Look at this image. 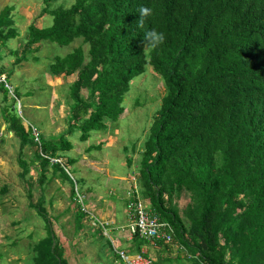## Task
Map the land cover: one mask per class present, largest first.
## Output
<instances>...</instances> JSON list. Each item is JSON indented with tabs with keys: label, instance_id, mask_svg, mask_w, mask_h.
<instances>
[{
	"label": "trees",
	"instance_id": "obj_1",
	"mask_svg": "<svg viewBox=\"0 0 264 264\" xmlns=\"http://www.w3.org/2000/svg\"><path fill=\"white\" fill-rule=\"evenodd\" d=\"M55 1L60 0H43L39 17L50 15L52 24L28 25L25 47L36 53L42 41H81L48 67L52 76H75L68 88L67 134L77 131L85 142L90 133L106 131L107 121L123 114L130 82L146 66L163 81L135 177L152 214L172 227L171 245L177 248L133 235L126 252L141 253L151 264H264V0H75L68 8H50ZM140 6L152 10L144 28L165 33L157 50L143 51L142 29L136 28ZM12 12L13 6L0 11L3 47L18 35ZM0 93L8 96L2 86ZM10 100L1 110L6 129L21 149L35 148L38 184L48 167L70 183L79 230L87 212L78 203L80 181L71 177L74 160L59 162L72 143L64 133L47 140L38 133L35 140L37 129L25 128L17 102ZM18 164L23 176L27 163L19 156ZM126 166H132L130 156ZM27 184L29 205L44 223V236L32 246L33 264H68L43 197L33 204ZM183 192L189 201L180 211L175 198ZM97 226L102 236L104 227ZM147 244L158 246L156 258L141 252ZM114 257L122 264L116 252Z\"/></svg>",
	"mask_w": 264,
	"mask_h": 264
},
{
	"label": "rangeland",
	"instance_id": "obj_2",
	"mask_svg": "<svg viewBox=\"0 0 264 264\" xmlns=\"http://www.w3.org/2000/svg\"><path fill=\"white\" fill-rule=\"evenodd\" d=\"M74 1H55L49 7L68 8ZM5 6H13L12 18L18 35L6 46H0V69L19 94L20 107L16 103L15 110L23 117L25 128L29 125L36 128L44 139L57 138L63 133L69 138L73 147L59 162L74 160L70 166L74 171L71 177L80 181L81 199L78 203L83 202L87 217L82 220V227L76 230V205L70 197L71 185L63 181L58 172L48 167L43 184H38L40 171L35 148L26 145L21 149L19 140L6 129L1 110L9 106L11 100L9 96L4 99L0 93V264H33L32 246L44 236V223L29 205L28 182L32 184V203L43 197V207L68 264H119L114 257L115 250L126 251L128 248L125 243L129 232L127 225L124 227L128 188L132 176L137 174L140 148L153 116L160 109L163 81L150 66H146L144 73L130 82L122 102L124 112L118 120L114 123L107 121L106 131L92 132L87 141L80 142L79 132L66 133L71 107L68 88L75 76L55 77L49 73L48 67L53 57L68 54L81 41L76 40L68 46L42 41L39 50L32 53L25 47L28 25L34 22L36 26L46 28L52 24L50 15L39 17L44 8L43 0H0V11ZM17 57L23 61L16 63ZM99 144V150H89ZM19 156L28 167L23 176ZM126 156L132 159L130 168L126 166ZM175 201L182 211L189 198L183 192ZM97 224L104 226L102 236ZM171 246L176 250L175 245ZM150 248L151 254L156 256L158 246ZM179 262L185 261L180 258Z\"/></svg>",
	"mask_w": 264,
	"mask_h": 264
},
{
	"label": "built area",
	"instance_id": "obj_3",
	"mask_svg": "<svg viewBox=\"0 0 264 264\" xmlns=\"http://www.w3.org/2000/svg\"><path fill=\"white\" fill-rule=\"evenodd\" d=\"M8 77L5 73L0 72V86L7 90L8 96L15 99L19 105V101L14 94L12 86L9 84ZM0 133V139H1ZM33 135L37 140L38 132L33 129ZM128 188V196L126 200V216H127V228L130 236L137 235L139 238L153 241H163L165 244H171L173 241V229L165 222H160L158 218L152 214L150 208L147 206V202L142 198L139 190V186L135 176H132ZM104 227V226H103ZM177 248V246H176ZM182 250L183 254L185 253ZM119 260L122 264H151L150 259L143 256L141 253L128 254L125 250H115ZM190 256H188L189 258Z\"/></svg>",
	"mask_w": 264,
	"mask_h": 264
},
{
	"label": "clouds",
	"instance_id": "obj_4",
	"mask_svg": "<svg viewBox=\"0 0 264 264\" xmlns=\"http://www.w3.org/2000/svg\"><path fill=\"white\" fill-rule=\"evenodd\" d=\"M136 12L139 14V19L136 21V28L142 29V39L144 49L154 51L164 43L166 36L165 33L157 27L152 26L147 29L144 28L146 21L150 18L152 10L146 6H140Z\"/></svg>",
	"mask_w": 264,
	"mask_h": 264
},
{
	"label": "crops",
	"instance_id": "obj_5",
	"mask_svg": "<svg viewBox=\"0 0 264 264\" xmlns=\"http://www.w3.org/2000/svg\"><path fill=\"white\" fill-rule=\"evenodd\" d=\"M4 73V72H3ZM147 206H148V204H147ZM149 207V206H148ZM126 225H127V222L125 223V225H124V227H126ZM127 233H128V231H127ZM130 240H131V236H130V234H127V238H126V246L128 247L127 249L125 248V247H123V248H125L126 249V251L128 252V250H129V248H130V244H131V242H130ZM152 245H150V244H147V245H145V246H143L142 247V249H141V252L142 253H144V254H147L148 256H150L151 258H156L158 255H159V250L158 249H156L155 251H157V254H156V256L154 255H152L151 254V247Z\"/></svg>",
	"mask_w": 264,
	"mask_h": 264
}]
</instances>
